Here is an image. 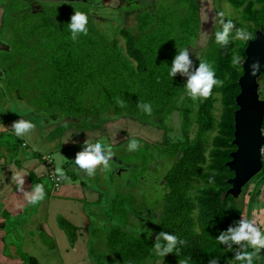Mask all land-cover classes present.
<instances>
[{"label": "trees", "instance_id": "1", "mask_svg": "<svg viewBox=\"0 0 264 264\" xmlns=\"http://www.w3.org/2000/svg\"><path fill=\"white\" fill-rule=\"evenodd\" d=\"M125 1L126 6L113 7L117 9L114 20L96 19L102 20L99 21L101 24L110 23V30L100 29L99 22L88 19L87 35L77 33L75 39L68 28L73 14L66 19L53 7L50 13L42 7L28 8L32 12L20 20L34 15L35 25L30 26L29 31L23 27L11 53L4 56V63H9L8 71H12L6 89L15 90L30 104L32 101V108L38 112L55 113L59 119L72 118L82 128L89 129L94 126L86 124L85 120L93 115L110 113L114 118H136L139 121L152 117L166 127V116L169 112H176L180 117L179 136L174 141L163 140L164 145L169 143L163 152L170 165L162 179L166 193H163L160 217L157 216L158 222L155 221V240L129 238L122 240L121 244H111L114 262L211 264L215 261V264H240L234 254L241 246L244 248V242L240 245L220 244L217 238L230 227H237L241 221L235 201L225 195L229 188L227 180L233 176L225 164L234 150L231 144L236 109L234 98L239 92L237 79L242 73V62L233 65L232 61L235 55L243 61L247 40L242 46L230 40L223 46L216 43L215 34L209 36L194 61L195 69L201 60L209 62L222 84L213 88L209 98L193 100L184 91L183 76L177 73L171 77L169 72L178 50L188 49L189 39L195 40L197 36V6L194 2L183 1L186 9L180 15L184 18L173 16L179 32V38L174 42L164 30L168 15L161 13L160 7L165 0L160 4L154 1L146 5L135 3L137 0ZM227 2L235 9L243 4V0ZM256 2L259 4L257 10L251 9L252 3L247 2L241 12V17L252 24L245 30L251 39L256 30L264 37V0ZM132 4L137 6L129 7ZM126 7L129 8L124 9ZM132 12L134 22L130 29L125 27L124 14ZM64 24L67 25L62 26ZM115 35L120 37L121 46ZM34 38L37 43L32 46L30 42ZM31 49H34L36 67L32 59L25 58L26 51ZM18 64H21L20 70L16 67ZM260 79L264 80V64ZM215 103L220 106L217 118L213 116ZM138 104L151 105L152 114L147 115ZM210 132L214 135L208 143ZM254 177L264 181V163ZM261 190L264 191V187ZM110 233L115 240L119 239L118 233ZM161 233L178 238L173 252L164 257L159 256L154 248ZM112 237L110 241L114 240ZM159 242L163 247L167 246V241L160 239ZM256 260L253 264L264 263Z\"/></svg>", "mask_w": 264, "mask_h": 264}, {"label": "crops", "instance_id": "2", "mask_svg": "<svg viewBox=\"0 0 264 264\" xmlns=\"http://www.w3.org/2000/svg\"><path fill=\"white\" fill-rule=\"evenodd\" d=\"M26 1L25 5L30 6ZM11 5V0H0V33ZM6 44L0 41V102H24L18 92L6 89L9 78L4 73L8 63H1L11 53ZM0 109V264H115L111 244H121L122 240L110 241V203L103 191L110 178L98 171L87 176L75 165L76 155H66L71 147L77 153L83 151L85 141L108 142L109 119H89L86 124L94 126L89 129L72 118L59 119L56 114L32 108L33 113L23 114L21 119L30 121L35 128L18 137L12 125L22 115L4 111L3 102ZM42 156L51 160L54 171L56 165L65 174V179L59 178L57 189L46 176ZM36 184L44 186V198L31 203L24 193L32 192ZM260 211L262 217L264 209ZM98 212L104 218H99ZM101 230H108L107 235L99 234ZM103 235L104 249L99 254L92 253L89 239H101Z\"/></svg>", "mask_w": 264, "mask_h": 264}, {"label": "rangeland", "instance_id": "3", "mask_svg": "<svg viewBox=\"0 0 264 264\" xmlns=\"http://www.w3.org/2000/svg\"><path fill=\"white\" fill-rule=\"evenodd\" d=\"M154 1L155 3L159 2L158 4H160V1L164 0H137L135 3H142L146 5L153 4ZM183 1L194 2V4L197 6L196 13L198 15L197 36L195 40L189 39L190 47L187 49L189 58L192 61V67L190 68V71L195 70L194 61L196 58H198L200 52L203 50L206 42L209 39V36L214 35L217 31L222 30L223 26L220 23L221 19H223L224 22L231 21L235 25V28L232 30L229 36V40L233 41L237 46H242L244 40L236 39V29L246 30L247 25H249V28L252 27L250 22L244 20L241 17L242 9L247 2L252 3L251 9L257 10L259 8V4L256 2V0H243L242 6L238 9H235L233 6H231L227 0H165V2H162L163 6L160 7L161 13L168 15L165 21L164 30L169 33V37L174 42L178 40L179 32L177 29V24L175 23V18H173V16H180L179 19L184 18L180 15L183 12L185 13L186 9V5L183 3ZM11 2L12 5L10 9H8L9 12L7 13V16L4 18L5 24L0 33V41L7 43L6 45H8L10 50L12 45H15L20 39L24 30L23 27H26V29L29 31V29L31 30L30 26L34 27L35 25L34 15H30L27 19L20 20L21 17L32 12H29L30 10L28 8L32 9L34 6L42 7L47 11V13H50L53 7L55 11L63 13L61 17L66 19L69 18V14H74V11L81 12L80 10H84L89 20H96L99 17H103L109 22V19L114 20L116 18L117 9H113V7H122L123 5L126 6L125 0H29L31 4L30 7L25 5L27 2L26 0L25 2H23V0H11ZM135 6L137 5L132 4V6L129 7L132 8ZM129 7L124 9H128ZM221 13L223 14L222 16L220 15ZM96 21L99 22L102 20ZM125 21V27L131 29L134 22L133 12L124 14V22ZM59 24L61 25V20L59 21ZM66 25L67 24H64L62 26ZM109 27L110 23L101 24L99 22L100 29L107 31V29L110 30ZM111 30L115 32L114 28ZM115 37L118 40V45L121 46L122 41L120 40V37L118 35H115ZM36 43L37 40L35 38L33 39L32 43L30 42L32 46H35L34 44ZM191 46H197V48H191ZM33 50L34 49L26 51L25 58L28 57L29 61L32 59L31 62L36 67L37 63L35 58L33 59L35 56ZM235 56L240 58V62L238 63L239 65L242 62V59L239 55ZM19 59L20 61L23 60L22 58ZM42 59L44 58L42 57ZM1 63L4 64V61ZM12 63L13 62H10V64ZM6 64L7 62L4 64V66ZM20 65L21 64L16 65L19 70L21 67ZM11 74L12 71L9 72L8 69L6 70V74L4 73L7 78H10ZM183 78L184 88L187 83V77L183 76ZM184 91L186 92L185 89ZM258 94L260 99L264 98V80L262 79H259L258 81ZM96 98L99 97L96 96ZM2 102L5 106L4 111L10 113H19V115H22L18 116L19 120H21V117H24L23 114L27 115V113H33L31 111L32 107L34 106L32 101H30L31 104L28 101L18 102L17 100L11 101L9 103H5L4 101ZM2 102H0V107L2 106ZM219 109L220 106L218 103H215L213 109V116L215 118H217L219 115ZM192 115H190V117ZM29 118L31 119L30 116ZM64 118L68 120L67 117ZM107 118L109 119L108 121H110V139H108V142H106V139H103L95 141L94 143L99 142L101 144L111 146L114 152V156L109 161V168L107 170L103 168L100 169L99 167L96 169V171L99 173H104V178L105 176H107L108 179L110 178V184L107 182V185H103V191L105 192V196L108 198L110 203L109 230L110 232L118 233L117 236L120 235L119 239L121 240H128L129 238H142L146 241H154V229H156L157 226L155 221L158 222L157 216L160 217L163 193H166L165 190L163 191L162 179L170 165L166 155L163 152L164 147L169 145V143L167 142V145H164L163 140L174 141V139L178 138L180 117L174 111L169 112L166 116V120H164V122L166 121V127H162L160 124H158L159 121H156L152 117L151 119L142 118L141 121H139L136 118H114L110 116V113L109 115L104 114L98 117L97 115H93L91 118H89L91 119L89 121L99 119L106 120ZM40 121L41 120H38V122ZM89 121L85 120V122ZM164 128L167 129L166 132L163 131ZM213 135L214 132L208 133V143L209 139ZM132 139L137 140L139 149L130 152L128 151V143ZM69 149L70 150L66 152V155L69 153V155L73 154V156H75L77 149L73 147ZM55 167L57 168L56 165ZM106 172L108 173L107 175ZM105 181L107 180L105 179ZM263 187L264 181L261 182L259 180H255L254 177V179L252 178L249 183L244 186L238 198L233 199L236 206L238 207L239 212L241 213L240 219L254 221V226L258 227L261 232H264V213H262V217L259 213L261 212V208L264 209V191L261 190ZM259 190H261V192ZM256 191L260 192L258 196H256ZM95 210H98L97 207H95ZM98 214L99 218H104L102 213L98 212ZM96 223L100 224L98 222ZM107 231L108 230L102 232L101 230L99 234L102 232V234L107 235ZM110 232L109 234H111ZM106 235H103L104 237L102 236L100 237L101 239L97 240L89 239L88 247L91 249L92 253L99 254L104 249V239ZM112 236L113 235L111 234L110 237ZM112 238L114 239V237ZM93 243L96 244L93 245ZM250 250L253 251V249L247 246L246 242H244V248L241 247L239 251L235 252L234 259H236V256L239 254L251 252ZM256 259L260 260V262H264V249L260 250L259 257L255 258L253 262H255ZM238 263L245 264L246 262L238 261Z\"/></svg>", "mask_w": 264, "mask_h": 264}, {"label": "clouds", "instance_id": "4", "mask_svg": "<svg viewBox=\"0 0 264 264\" xmlns=\"http://www.w3.org/2000/svg\"><path fill=\"white\" fill-rule=\"evenodd\" d=\"M223 15L222 13L220 14ZM222 24V30L215 33L216 43L226 46L229 41V36L235 25L231 21L224 22L223 19L220 20ZM88 18L83 12L74 11L71 16V23L68 25L69 30L72 33L73 39L77 33H82L87 35L88 29ZM236 39L249 40L251 39L250 33L246 32L244 29H236ZM240 62L239 57H233V65ZM192 67V61L189 58V53L187 49L180 50L179 54L175 57L169 75L174 77L177 73L182 76L187 77V83L184 87L187 95L193 99H207L211 96L212 90L215 86L222 84V81L216 78V72L209 62L201 60L198 68L194 71H190ZM255 73L253 72V75ZM123 107V102H120ZM147 115L152 114L151 105L149 104H138ZM262 127V126H261ZM4 128V126H3ZM35 125L28 120L21 119L16 121L12 125V130L15 132L16 136L22 137L24 134L32 131ZM105 145L97 142L91 143L90 141H85L84 150L78 152L75 158V165L78 169L85 172L87 176H93L98 167H103L107 170L109 168V161L114 156V152L111 146H107V152L104 151ZM139 149V144L137 140L132 139L128 143V151H136ZM56 174L61 180L65 179V174L60 167L56 168ZM243 189V188H242ZM242 192V190H241ZM240 192V193H241ZM25 197L31 202L36 203L44 198V186L42 184H36L32 192H25ZM239 196V195H238ZM238 198V197H237ZM236 199V198H235ZM160 239L167 241V246L163 247L159 242ZM177 237L173 235H167L166 233H161L158 238L157 243L154 245L156 253L164 257L168 253L173 252L177 244ZM217 241L220 244H228L229 242L240 245L242 242H246L247 246L251 247L253 251L244 252L236 256V260L244 261L246 264H253V260L259 257V252L264 249V232L254 226V221L242 219L239 225L235 228L230 227L227 232H222ZM242 247V246H241ZM180 264H185V261H181ZM215 264V261L211 262Z\"/></svg>", "mask_w": 264, "mask_h": 264}, {"label": "water", "instance_id": "5", "mask_svg": "<svg viewBox=\"0 0 264 264\" xmlns=\"http://www.w3.org/2000/svg\"><path fill=\"white\" fill-rule=\"evenodd\" d=\"M243 54L242 73L237 79L239 92L234 98L236 109L233 112L231 141L234 150L225 164L233 174L227 180L229 188L225 195L232 199L238 197L242 188L262 168L260 148L264 144V136L260 130L264 117V99L258 95V81L263 73L264 37L260 31H255L253 39L247 41Z\"/></svg>", "mask_w": 264, "mask_h": 264}, {"label": "built area", "instance_id": "6", "mask_svg": "<svg viewBox=\"0 0 264 264\" xmlns=\"http://www.w3.org/2000/svg\"><path fill=\"white\" fill-rule=\"evenodd\" d=\"M261 135L264 136V124L261 127ZM24 146V145H23ZM260 160L261 163H264V144L260 148ZM41 161L45 164L46 169H47V178L51 181L54 189H57L58 186L60 185V179L59 177L55 174V171L51 165V160L47 156H42Z\"/></svg>", "mask_w": 264, "mask_h": 264}, {"label": "flooded vegetation", "instance_id": "7", "mask_svg": "<svg viewBox=\"0 0 264 264\" xmlns=\"http://www.w3.org/2000/svg\"><path fill=\"white\" fill-rule=\"evenodd\" d=\"M240 195V194H239ZM239 251V250H238Z\"/></svg>", "mask_w": 264, "mask_h": 264}]
</instances>
